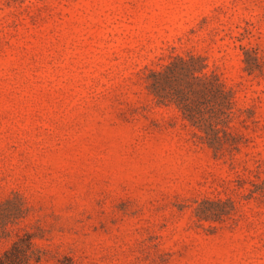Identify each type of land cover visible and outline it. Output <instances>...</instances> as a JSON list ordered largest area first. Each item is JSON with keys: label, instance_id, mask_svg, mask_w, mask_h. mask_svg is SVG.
<instances>
[{"label": "rangeland", "instance_id": "1", "mask_svg": "<svg viewBox=\"0 0 264 264\" xmlns=\"http://www.w3.org/2000/svg\"><path fill=\"white\" fill-rule=\"evenodd\" d=\"M0 264H264V0H0Z\"/></svg>", "mask_w": 264, "mask_h": 264}]
</instances>
